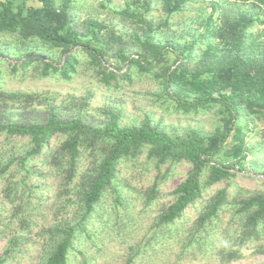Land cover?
I'll return each mask as SVG.
<instances>
[{
	"label": "trees",
	"instance_id": "16d2710c",
	"mask_svg": "<svg viewBox=\"0 0 264 264\" xmlns=\"http://www.w3.org/2000/svg\"><path fill=\"white\" fill-rule=\"evenodd\" d=\"M152 1L126 0L125 7L115 11L124 23L119 27L97 17L79 19L73 0H0V35L15 42L0 47V63L13 55L12 74L25 78L31 71L32 77L69 82L83 65L108 89H120L135 75L148 76L157 81L158 98L170 112L217 117L210 132L189 128L178 133L149 113L139 123L125 124L121 108L93 107L92 92L60 96L4 89L0 83L2 194L22 230L35 225L38 205L46 202L42 185L32 179L49 174L58 179L52 223L39 229L40 264H69L76 244L94 234L91 225L107 195L123 203L122 164L136 165L142 157L156 171L144 191L147 205L159 199V186L174 166L187 162L191 168L171 192L173 201L154 217L142 249L130 247L135 256H145L175 237L182 253L226 238L239 247L220 250L227 262L241 259L240 248L251 243L264 252V191L239 188L230 193L233 180L247 170L255 152L249 135L258 127L264 131V50L256 53L248 45L251 29L264 19L255 11L231 12L215 3L197 31L178 37L168 30L170 17L183 11L189 0H161L168 17L159 22L147 15ZM56 50L58 57L49 52ZM54 138L59 142L52 147ZM252 166L260 168L258 163ZM221 182L226 185L205 199L207 189ZM198 201L201 208L183 237L178 222ZM226 212L230 226L222 228ZM21 239L20 234L10 239L0 264L16 257Z\"/></svg>",
	"mask_w": 264,
	"mask_h": 264
},
{
	"label": "rangeland",
	"instance_id": "374dc122",
	"mask_svg": "<svg viewBox=\"0 0 264 264\" xmlns=\"http://www.w3.org/2000/svg\"><path fill=\"white\" fill-rule=\"evenodd\" d=\"M103 1L73 0L74 13L81 20L91 16L108 22L112 21L119 27H123L124 23L120 21L115 11L124 8L126 0H112L107 4V7L102 6ZM215 3L221 4L231 12L243 9L255 11L264 19V4L254 7L250 2L237 0H189L183 11L170 17L171 24L168 30L178 37L184 33L187 35L188 31H197L201 27L203 19L211 13ZM147 15L156 22L168 17L163 12L161 0L152 1L151 10L147 12ZM251 34L253 39L248 41V45L254 47V51L259 53L264 50V24L253 27ZM7 42L12 43L11 45L15 43L9 36L0 35V47ZM49 52L55 57L59 56L57 50ZM81 57L85 58V55L82 54ZM10 62H16L13 55L8 62L0 63L2 71L0 83L4 89L51 91L59 93L60 96L66 94L84 95L87 92H92L93 107L113 105L121 108L125 124L139 123L149 113L170 131L183 133L189 128L210 132L217 121V117L213 113L196 116L170 112L158 98L157 94L160 89L157 81L148 76L135 75L131 83L125 84L123 81L124 84L120 89H108L99 84L92 71L85 69L83 65H80L78 73L73 79L67 82L53 76L32 77L31 71L23 78L22 73L12 74ZM258 128L256 129L258 134L253 132V135L248 137L250 143L255 145V152L248 158L247 170L238 174L233 180L230 187L231 196L239 188L264 191V174H262L264 171V131ZM58 142L59 138H54L52 147ZM15 144L19 145L18 141ZM257 163L260 168L252 166ZM39 164L41 162L37 163V165ZM135 164H122L121 166L119 177L122 181L121 184L126 185L123 190L126 195H121L123 203L117 204L116 195H107L100 216L91 225L94 234L91 238L84 237L81 242L76 244V250L72 253L69 264H264V252L257 251V243L240 248L243 254L241 259L230 262L223 261L220 254L221 249L239 248L231 241H227L226 238H218L212 247L207 244L202 250L196 247L193 250L185 249L182 253L181 243H178V237H175L150 248L149 253L145 256H135L130 247L142 249L145 244L143 238L150 237L149 230L154 217L163 206H168L173 201L174 197L171 192L187 177L191 168L187 162L174 166L172 174L159 186V199L151 205H147L144 191L153 184L156 171L143 157L140 162ZM32 180L42 185L40 191L43 192L46 202L38 205L39 210L34 217L35 225L31 226L30 230L20 228L18 218L12 212L13 206L3 198L4 181L0 180V259L4 256L10 239L16 234L22 235L20 245L16 250V257L5 264H40L43 257V241L39 235V229L42 225L52 223L53 208L51 205L58 191V179L49 174L43 178H33ZM128 185H131L130 188ZM225 185V182H221L207 189L204 198L211 195L216 188ZM201 203L198 201L196 205L189 207L185 216L178 222L180 235L183 237L186 234L183 230L193 224L201 208ZM229 219L230 212H226L220 226L222 228L230 226Z\"/></svg>",
	"mask_w": 264,
	"mask_h": 264
},
{
	"label": "water",
	"instance_id": "95a60500",
	"mask_svg": "<svg viewBox=\"0 0 264 264\" xmlns=\"http://www.w3.org/2000/svg\"><path fill=\"white\" fill-rule=\"evenodd\" d=\"M33 56H38V54H35V55H33Z\"/></svg>",
	"mask_w": 264,
	"mask_h": 264
}]
</instances>
